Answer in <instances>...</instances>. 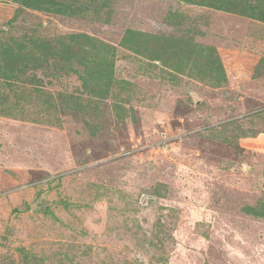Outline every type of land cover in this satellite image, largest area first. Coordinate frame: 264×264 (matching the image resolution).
<instances>
[{
  "label": "rangeland",
  "instance_id": "1",
  "mask_svg": "<svg viewBox=\"0 0 264 264\" xmlns=\"http://www.w3.org/2000/svg\"><path fill=\"white\" fill-rule=\"evenodd\" d=\"M52 1L0 0V264H264V0Z\"/></svg>",
  "mask_w": 264,
  "mask_h": 264
},
{
  "label": "trees",
  "instance_id": "2",
  "mask_svg": "<svg viewBox=\"0 0 264 264\" xmlns=\"http://www.w3.org/2000/svg\"><path fill=\"white\" fill-rule=\"evenodd\" d=\"M16 3L17 2H20L21 3V5L22 6H26V7H32V8H34L35 10H39V11H54L53 9H52V7L55 5V3H54V1H52V0H14ZM54 4V5H53ZM194 4H196V5H198V6H201V5H203L204 4V2L202 3V2H200V1H198V2H196V3H194ZM56 6H57V4H56ZM67 6H63V8H66ZM56 9L59 11L60 9H58L57 7H56ZM55 9V10H56ZM62 12V11H61ZM258 11H256L255 9H250V17L249 18H251V19H253V20H258V21H264V12H261V13H257ZM80 38V35H77L76 36V38ZM36 41V40H35ZM35 41H34V43L32 42V44H33V46H31V47H23V50H25V48H26V50H27V54L25 53V56L27 57V59L29 58L30 59V61H32V62H35V61H40V60H43V61H46V59L48 58V57H46V56H49V54H51V52L49 51V49H51L50 47V45L46 42V41H41V42H36V44H35ZM69 44H67V46L66 47H64V49L65 50H68V46ZM45 49L44 51H43V49ZM70 48V47H69ZM40 50L43 52L42 54H34L33 52L35 51V52H39L40 53ZM48 51V52H46L45 53V51ZM10 51V52H9ZM0 52L1 53H3V54H7L9 57L11 56V54H8V52L9 53H11V50L10 49H8V47H5V46H0ZM21 52H23V51H21ZM53 53V52H52ZM59 55L60 56H62V54L61 53H59ZM39 57H43L42 59H40ZM102 77H105V79L108 81V83L110 84V79H109V77H106V76H102ZM87 83H88V81H85V86L87 85ZM101 90V89H100Z\"/></svg>",
  "mask_w": 264,
  "mask_h": 264
}]
</instances>
